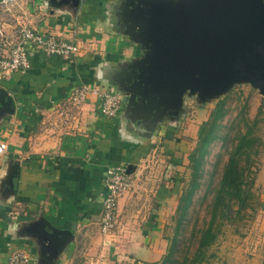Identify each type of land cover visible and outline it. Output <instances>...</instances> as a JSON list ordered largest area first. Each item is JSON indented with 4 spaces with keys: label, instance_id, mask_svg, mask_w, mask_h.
<instances>
[{
    "label": "crops",
    "instance_id": "crops-1",
    "mask_svg": "<svg viewBox=\"0 0 264 264\" xmlns=\"http://www.w3.org/2000/svg\"><path fill=\"white\" fill-rule=\"evenodd\" d=\"M114 2L82 0L74 11L62 0H0V50L4 54L21 44L20 25L81 48L76 57L65 61L25 44L31 69L0 80V87L15 102L14 115L0 111V142L7 144L0 156V264H7L16 250H26L31 264H52L40 251L43 252V243L47 245L46 240L43 242L31 228L43 218L74 234L59 256L63 261L75 255L78 242L94 234L111 243L115 232L102 230L105 181L111 166L134 165L133 171L127 173L132 188L119 198L116 227L121 223L120 228L123 217L133 215L134 206L145 197L143 194L134 198L139 191H147L145 176L150 175L149 181L163 177L156 171L157 161L152 154L155 135L165 126L160 125L153 137L142 135L125 119V99L116 119L101 115L100 103L94 96L81 109L68 105V116L53 106V102L66 104L69 94L85 84L113 88L106 83L113 66L140 55L116 30L111 19ZM170 129L162 136L161 146L171 160L175 127ZM153 188L157 192L147 196L156 201V208H151L153 214L145 218L142 231L129 230L124 236L135 249L136 242L153 240L151 233L162 226V203L172 197L168 185L156 186L155 182ZM124 232L126 228L122 227L118 233L122 236ZM155 255L160 258L154 257V262L165 258V252Z\"/></svg>",
    "mask_w": 264,
    "mask_h": 264
},
{
    "label": "water",
    "instance_id": "water-1",
    "mask_svg": "<svg viewBox=\"0 0 264 264\" xmlns=\"http://www.w3.org/2000/svg\"><path fill=\"white\" fill-rule=\"evenodd\" d=\"M81 1L62 4L76 11ZM111 10L118 34L140 55L115 64L106 83L122 92L125 119L142 135L176 122L187 96L203 104L249 84L264 98V0H116ZM0 106L14 115L2 87ZM31 228L52 264L74 239L45 218Z\"/></svg>",
    "mask_w": 264,
    "mask_h": 264
},
{
    "label": "rangeland",
    "instance_id": "rangeland-1",
    "mask_svg": "<svg viewBox=\"0 0 264 264\" xmlns=\"http://www.w3.org/2000/svg\"><path fill=\"white\" fill-rule=\"evenodd\" d=\"M111 91L119 94L121 92L117 87H113ZM263 100L259 91L249 84L238 85L227 95L203 104L196 97L187 96L184 108L176 122H165L163 124L165 128L161 127L155 135L153 142L155 148L153 147L152 156L157 161L156 171L162 173L163 177L161 180L149 181L150 175H146V171H143L142 174L147 177L145 178L147 191L135 193V199L143 194L145 197L143 196L144 199L139 200L134 206L136 210L133 215H127L125 219L123 217L125 221L121 228H126V232L121 236L118 233L121 231V223L115 226L116 229L111 231L115 232L109 241L111 243H106L108 239L104 236L100 238L94 234L88 240L78 242L75 255L67 257L64 261L59 259V264H163L164 258L157 262L153 261L154 257L160 258L155 254L165 252V256L166 254L168 256L173 247L172 257L176 261L173 264H181L188 257L190 260L193 259L195 248L198 246V239L194 237L193 232L205 227L210 220L212 191L220 181L223 168L228 161V152L231 151L232 144L238 141L236 136L245 132V119L253 122L257 118L259 108L263 106ZM219 102L225 103L227 110V116L221 122L222 136L229 134L230 137L227 142L218 140L212 145L211 153L207 156L204 165V175L199 180L201 186L193 194L192 205L188 213L182 217L180 212L181 206L184 205L182 199L187 197L193 181L189 156L197 147L200 127L210 119ZM170 127L172 129L175 127L174 145L172 144L175 152L171 160L166 158L165 149L161 146V138ZM256 130L257 136L262 140V147L253 175L255 180L252 189L253 209L243 213L233 223H224L216 242L206 251L205 260L200 264H264V178L260 176V174L264 175V113L258 117ZM160 132L163 135H160ZM155 182L156 186L168 185L172 191V197L162 203V211H160V216L158 215L162 226L151 233L153 240L136 242L135 249L131 247V243L126 242L124 236L129 233V230L142 231L144 227L142 225L147 220L145 218L153 214L151 208H156L154 205L156 201L147 196H154L157 192V189L153 188ZM144 207L145 210L142 211Z\"/></svg>",
    "mask_w": 264,
    "mask_h": 264
},
{
    "label": "trees",
    "instance_id": "trees-1",
    "mask_svg": "<svg viewBox=\"0 0 264 264\" xmlns=\"http://www.w3.org/2000/svg\"><path fill=\"white\" fill-rule=\"evenodd\" d=\"M264 106V100H263ZM263 106L259 108L257 118L250 122L245 119V132L236 136V142L232 144L228 152V161L223 168L220 181L214 188L213 198L210 204V220L206 226L194 230L193 235L198 241L193 259L185 258L181 264H200L205 260V253L216 242L224 223H233L239 216L253 209L254 194V170L257 164L262 140L257 136L258 117L264 113ZM227 116L225 103L219 102L211 114L210 119L199 129L198 144L189 156V167L192 169V183L187 197L183 198L184 205L180 212L184 217L191 205L193 194L201 186L200 179L204 175V165L207 156L211 153L212 145L218 140H229V134L222 136L221 122ZM168 139H171L167 136ZM231 139V138H230ZM235 139V138H234ZM173 143V141H172ZM212 181V179H210ZM210 181V182H211ZM173 249L164 258L163 264L176 263L173 256Z\"/></svg>",
    "mask_w": 264,
    "mask_h": 264
},
{
    "label": "built area",
    "instance_id": "built-area-1",
    "mask_svg": "<svg viewBox=\"0 0 264 264\" xmlns=\"http://www.w3.org/2000/svg\"><path fill=\"white\" fill-rule=\"evenodd\" d=\"M19 33L21 44L13 48L10 54L6 55L0 50V80L7 79L16 72L26 73L31 69L29 51L25 48V44L37 47L48 57L57 56L65 61H71L81 51L80 46L74 42L59 41L46 37L31 29L28 25H20ZM92 96L97 98L100 103L99 109L103 117L117 118L124 99L123 95L111 91V89L102 88L99 85H82L69 94L66 104L53 102V106L59 109L61 115L68 116V105L81 109ZM6 150L7 144L0 142V156ZM127 173L128 170L125 165H114L107 171L105 181L107 193L103 199L102 230L104 233L111 232L115 228L118 200L131 188ZM7 264H31V257L26 250H16L10 254Z\"/></svg>",
    "mask_w": 264,
    "mask_h": 264
}]
</instances>
